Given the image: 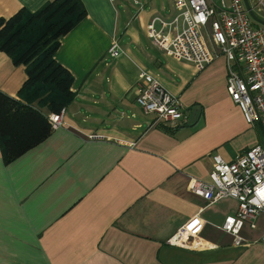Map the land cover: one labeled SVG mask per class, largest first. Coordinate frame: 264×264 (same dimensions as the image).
I'll return each mask as SVG.
<instances>
[{
  "label": "crops",
  "instance_id": "1",
  "mask_svg": "<svg viewBox=\"0 0 264 264\" xmlns=\"http://www.w3.org/2000/svg\"><path fill=\"white\" fill-rule=\"evenodd\" d=\"M53 1L0 0V18ZM80 1L87 14L54 55L74 78L63 125L8 164L0 142V264L264 261L261 217L255 230L244 226L237 246L220 228L236 199L207 204L188 192L191 177L209 180L214 156L229 163L264 148L260 119L249 125L226 91V60L198 71L154 47L146 27L172 21V0ZM25 69L0 49V92L20 103ZM140 71L181 98L186 123H154L136 104ZM195 216L193 246L167 245Z\"/></svg>",
  "mask_w": 264,
  "mask_h": 264
},
{
  "label": "built area",
  "instance_id": "2",
  "mask_svg": "<svg viewBox=\"0 0 264 264\" xmlns=\"http://www.w3.org/2000/svg\"><path fill=\"white\" fill-rule=\"evenodd\" d=\"M262 1L255 0L251 5L253 13L260 10ZM133 2L138 4V0ZM172 6L177 11L172 21L159 17L146 27L145 34L154 47L168 58L192 64L198 71L224 58L228 72L226 91L231 100L249 125L257 115L264 127V27L256 25L249 16L243 0H172ZM120 53L114 45L109 55L117 58ZM137 86L136 104L145 114L155 116L154 123H186L181 98L170 94L154 75L140 71ZM63 112L61 109L59 113H48L50 127L61 128ZM212 159L209 180L200 182L191 177L188 192L207 204L236 199V213L226 217L220 228L233 236L235 245L241 246L244 226L255 230L258 218L264 221V148L256 145L244 150L229 163L219 155ZM195 219L197 216L170 236L167 245L190 249L195 239L190 225ZM259 242L264 245V235Z\"/></svg>",
  "mask_w": 264,
  "mask_h": 264
},
{
  "label": "trees",
  "instance_id": "3",
  "mask_svg": "<svg viewBox=\"0 0 264 264\" xmlns=\"http://www.w3.org/2000/svg\"><path fill=\"white\" fill-rule=\"evenodd\" d=\"M86 14L80 0H55L38 12L21 9L15 17L0 18V49L15 66H25L28 77L18 95L23 103L0 92V142L7 164L49 136L42 109L59 113L73 103L74 78L54 55Z\"/></svg>",
  "mask_w": 264,
  "mask_h": 264
},
{
  "label": "rangeland",
  "instance_id": "4",
  "mask_svg": "<svg viewBox=\"0 0 264 264\" xmlns=\"http://www.w3.org/2000/svg\"><path fill=\"white\" fill-rule=\"evenodd\" d=\"M249 3L252 4V5H254L255 4V0H249ZM254 14H255V17H257L258 19L264 20V0L261 3L260 10H258ZM259 244H261V243H259ZM246 264H264V261H262V260L251 261L250 260Z\"/></svg>",
  "mask_w": 264,
  "mask_h": 264
},
{
  "label": "water",
  "instance_id": "5",
  "mask_svg": "<svg viewBox=\"0 0 264 264\" xmlns=\"http://www.w3.org/2000/svg\"><path fill=\"white\" fill-rule=\"evenodd\" d=\"M244 5L246 6V11L249 14L250 17H252V19L256 22V25L260 26V27H264V20H260L257 17H255V14L253 13V9L251 7V5L249 4L248 0H243Z\"/></svg>",
  "mask_w": 264,
  "mask_h": 264
}]
</instances>
